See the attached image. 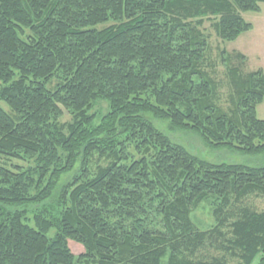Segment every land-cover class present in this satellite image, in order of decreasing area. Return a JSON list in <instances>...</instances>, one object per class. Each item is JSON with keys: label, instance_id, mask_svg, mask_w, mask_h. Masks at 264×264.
Masks as SVG:
<instances>
[{"label": "trees", "instance_id": "trees-1", "mask_svg": "<svg viewBox=\"0 0 264 264\" xmlns=\"http://www.w3.org/2000/svg\"><path fill=\"white\" fill-rule=\"evenodd\" d=\"M262 4L0 0V156L27 163L0 166V264H264V211L247 204L264 165L208 162L154 123L264 156V71L223 51V101L205 28L235 41Z\"/></svg>", "mask_w": 264, "mask_h": 264}, {"label": "rangeland", "instance_id": "rangeland-1", "mask_svg": "<svg viewBox=\"0 0 264 264\" xmlns=\"http://www.w3.org/2000/svg\"><path fill=\"white\" fill-rule=\"evenodd\" d=\"M242 17L253 25V30L241 35L235 41H223L219 39L211 23H206V32L210 36V62L213 64L214 71L212 76L216 80L222 83V99L223 101L228 98L230 89L226 78L227 63L222 60V52L226 51L231 53L233 51L242 53L246 56V64L242 68V72L248 73L262 69L264 71V4L261 5V12H243ZM5 110H8L6 104H2ZM108 107L105 103H101L95 111L96 113L105 114ZM95 113V114H96ZM97 115V114H96ZM257 117L264 121V103L257 107ZM68 119L65 113L64 120ZM99 120H97L98 122ZM156 126L165 132L170 138L183 146H185L192 154L200 157L211 163H234V164H246L249 166H262L264 165V156H249L240 153H233L227 150L214 151L210 149L204 141L192 133L172 131L169 124L166 122L155 121ZM20 165L26 167L27 163L23 161H17L15 159H7L0 156V166L13 169V166ZM67 174L62 177V182L69 181L75 174ZM48 203H52L48 202ZM54 204V203H53ZM247 204L254 207L258 211H264V197H253L247 201ZM31 210V209H30ZM193 221L202 229H207L214 226L215 222L212 216L211 206L208 204H202L192 214ZM79 244L72 242L71 248L77 253ZM163 264H168L167 260L163 261Z\"/></svg>", "mask_w": 264, "mask_h": 264}]
</instances>
